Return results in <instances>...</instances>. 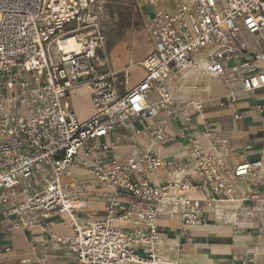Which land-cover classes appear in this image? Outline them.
<instances>
[{"label": "built area", "instance_id": "2783aa9c", "mask_svg": "<svg viewBox=\"0 0 264 264\" xmlns=\"http://www.w3.org/2000/svg\"><path fill=\"white\" fill-rule=\"evenodd\" d=\"M96 1L0 0V88L10 91L0 99V214L20 228L43 215H65L73 235L56 241L80 264H154L160 218L177 214L185 234L208 221L205 214L218 199L234 193V179L259 177L263 161L230 167L227 137L206 134V145L191 143L184 172L163 180L158 171L177 161L150 149L119 160L104 138L132 118L149 119L167 108L165 100L147 101L159 85L177 82L199 59L195 53L214 74L239 80L243 91L264 89V0H178L173 11L149 0L154 10L146 29L153 45L141 62L145 76L122 94L114 73L99 70L101 36L76 37L69 49L58 45L67 26ZM83 86L94 112L79 120L68 99ZM162 127L148 126L152 141L162 139ZM74 166L114 189L103 216L85 214L86 186L64 179ZM119 222L135 228L126 231Z\"/></svg>", "mask_w": 264, "mask_h": 264}, {"label": "crops", "instance_id": "0c3cea01", "mask_svg": "<svg viewBox=\"0 0 264 264\" xmlns=\"http://www.w3.org/2000/svg\"><path fill=\"white\" fill-rule=\"evenodd\" d=\"M155 6L159 9L156 3ZM139 9L147 23L153 16L154 7L149 0H139ZM152 45L151 36L143 25L110 32L105 47L98 50L99 70L114 73L118 93L130 90L144 78L141 62ZM228 82L231 85H223L219 78L206 76L196 91L189 87L182 89L179 96L186 99H173V105L149 119L132 118L127 127L117 128L104 139L115 145L114 155L119 160L140 149H150L166 160L177 161L171 169L158 171L163 180L177 175L176 169L184 170L188 166L191 143L196 141L206 145V134L227 137L230 167L242 161L261 159L264 168V89L245 92L239 80ZM206 83H212V86H206ZM9 94L8 88H0V99ZM83 95L90 93L84 88L78 89L68 99L79 120L94 112L91 97L90 109L77 108L75 100ZM148 126H163L160 129L162 139L152 141ZM134 129L144 131L137 134ZM70 180L87 188L90 196L85 214L103 216L107 208L105 200L112 198L113 191L105 185L99 187L97 180L80 167L74 169ZM154 181L160 183L161 179ZM232 184L236 196L242 199L249 196L242 201L243 205L258 204L260 210L251 215L239 214L235 220L233 215L227 218L217 215L214 206L205 214L208 221L189 226L185 234H180L178 215L160 218L162 242L156 247L158 259L154 264H264V169L259 177L248 174L234 179ZM189 194L194 195L193 192ZM13 221L0 214V264H80L66 244L56 241L58 237L73 235L72 224L65 215H43L35 225L25 228L17 227ZM118 225L126 231L135 228L125 222Z\"/></svg>", "mask_w": 264, "mask_h": 264}, {"label": "bare ground", "instance_id": "6f19581e", "mask_svg": "<svg viewBox=\"0 0 264 264\" xmlns=\"http://www.w3.org/2000/svg\"><path fill=\"white\" fill-rule=\"evenodd\" d=\"M177 1L178 0H175L173 2V4L171 5L170 9H164L162 7H159V9L166 10V11H173L174 10V5L177 3ZM98 2H99V0H97L95 2V4H93L91 7H89L86 11H84L82 13L80 18L83 21H87L89 23H93L92 20H94L95 18L97 19V10L101 9V6L97 5ZM94 8H96V9H94ZM88 20H91V21H88ZM71 24L72 23H70L67 26L69 28L65 32L64 37L58 40V45L61 46V43L63 42V40L65 38H67L69 35H72L74 32L79 30V28H77V27H73L72 28ZM88 26H91V25L89 24V25L83 26L81 28L88 27ZM77 33H79V32H77ZM87 34H90V32H87ZM87 34H85V35H87ZM195 57L199 58V59L196 61V63L190 65L189 67H187V68H185L184 70L181 71V77L178 79L177 82H175L174 84L159 85L157 90L152 92V94L153 93H156V94H153V95L151 94V96H150V98L148 99L147 102L155 103L156 101H159V100H165V101H167L169 103L168 106H171V105H173V103H175V101L173 99H175V100H179V99L180 100H184V99H186V98H182V97L179 96V94L182 92V89L185 87V84L192 91H196L201 86V83H202L203 79L206 76H214L216 78H219L222 81L223 85H227V86L231 85L228 81H226L224 79L225 77L218 76V75L214 74L213 72H211L209 70L207 61L204 59V57H202V55H200V53H195ZM215 86H217V85L215 84ZM81 88L89 89L88 86H83ZM81 88H79V89H81ZM154 98H158V99L152 100ZM195 105L197 107L199 106L198 103H195ZM76 168H79V167L78 166L72 167L70 169L69 175H67L64 179L71 181L70 178L72 177L73 171ZM174 173L181 174V173H183V170L176 169L174 171ZM102 185H105L108 188L110 187L109 185H107L105 183L102 184ZM215 208H216V211H217V215L222 214L225 218H227L229 215H233L234 219L239 214H244V215L245 214L246 215L249 214V215H251V214H256L257 211L260 210L258 204L250 205V207H247V206L243 205L242 197L236 196V191L229 198L220 199V200L218 199V201L215 203ZM163 209H165V208H163ZM176 216H177V214H171L170 215V217H176ZM159 245H160V242H157L151 248L152 253L156 256L155 260L152 263L156 262L157 259H158L157 255H156V247L158 248Z\"/></svg>", "mask_w": 264, "mask_h": 264}, {"label": "rangeland", "instance_id": "374dc122", "mask_svg": "<svg viewBox=\"0 0 264 264\" xmlns=\"http://www.w3.org/2000/svg\"><path fill=\"white\" fill-rule=\"evenodd\" d=\"M174 1L175 0H156L155 3L158 6V8L162 7L164 9H170ZM97 5L101 6V9L97 10V19L95 18L94 20H92L93 23L83 21L82 19L72 22L71 27L72 28L77 27L79 28V30L74 32L72 35H69L67 38H65L63 42L61 43L62 47H65L66 49L72 48L73 45L75 44L74 39L76 37H81L87 34V32H90V35L98 34L99 36H101L102 37L101 47H105L108 35L112 31H115L118 29H123V30L129 29L135 25L137 26L143 25L146 28V22L143 21L140 15L139 0H103V1L99 0ZM175 6L176 4L174 5V7ZM88 21H91V20H88ZM89 24L91 26L81 28ZM68 28L69 27H67L66 29ZM205 85L212 86V83H206ZM186 87L187 85L185 84V88ZM84 90L86 91V93H90L89 89L84 88ZM90 97H91V102H92L91 93L88 96L83 95V96L78 97V99L75 100L77 101L76 103L77 108H80L83 110L90 109ZM88 173L91 175L92 178L97 180V184L99 185V187H102V184L104 183L99 181L90 172ZM109 189H111L114 193V189H112L111 187H109Z\"/></svg>", "mask_w": 264, "mask_h": 264}]
</instances>
